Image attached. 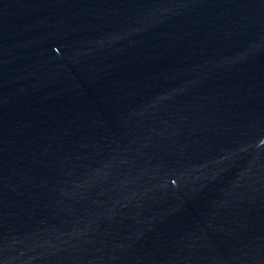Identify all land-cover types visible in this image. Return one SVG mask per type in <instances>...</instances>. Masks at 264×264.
I'll return each instance as SVG.
<instances>
[{"label":"water","instance_id":"95a60500","mask_svg":"<svg viewBox=\"0 0 264 264\" xmlns=\"http://www.w3.org/2000/svg\"><path fill=\"white\" fill-rule=\"evenodd\" d=\"M0 264H264V0H0Z\"/></svg>","mask_w":264,"mask_h":264}]
</instances>
